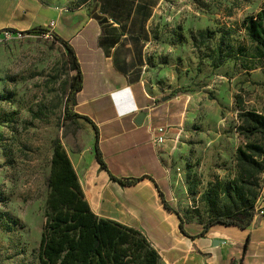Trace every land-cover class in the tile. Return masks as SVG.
<instances>
[{
	"label": "rangeland",
	"instance_id": "obj_1",
	"mask_svg": "<svg viewBox=\"0 0 264 264\" xmlns=\"http://www.w3.org/2000/svg\"><path fill=\"white\" fill-rule=\"evenodd\" d=\"M41 1L56 13L46 33L0 35V264H39L52 143H64L72 120L64 109L73 105L66 101L70 57L53 35L115 36L121 28L111 16L143 28V37L125 34L115 48L97 52L100 76L112 67L125 82L140 81L156 100L169 97L162 102L169 103V118L158 123L170 133L164 154L170 205L198 227L233 210L236 150L264 146L263 136L240 134L243 113L264 117V58L245 69L237 52L245 45L244 20L264 0H124V8L106 14L97 0ZM134 7L140 11L132 15ZM205 30L214 38L202 42ZM221 40L236 54L216 68L212 58ZM174 91L178 96L171 98ZM261 180L262 174L254 180L257 196Z\"/></svg>",
	"mask_w": 264,
	"mask_h": 264
},
{
	"label": "crops",
	"instance_id": "obj_2",
	"mask_svg": "<svg viewBox=\"0 0 264 264\" xmlns=\"http://www.w3.org/2000/svg\"><path fill=\"white\" fill-rule=\"evenodd\" d=\"M54 19L56 13L41 0H0V35L44 30ZM65 41L76 50L82 71V88L71 111L90 122L73 118L62 146L91 211L140 231L156 250L158 264H264V173L247 228L217 224L201 235L202 226L183 219V234L181 216L167 197L168 144L152 142L156 129L167 127L158 122L164 115L169 118V103L152 97L140 81L125 82L112 67L110 75L100 76L98 39L77 34ZM140 113L144 117L138 124ZM96 146L106 169L96 159ZM112 177L138 181L122 185Z\"/></svg>",
	"mask_w": 264,
	"mask_h": 264
},
{
	"label": "trees",
	"instance_id": "obj_3",
	"mask_svg": "<svg viewBox=\"0 0 264 264\" xmlns=\"http://www.w3.org/2000/svg\"><path fill=\"white\" fill-rule=\"evenodd\" d=\"M97 1L100 3V11L103 14L108 13V8L119 9L126 6L124 0ZM139 11L140 7H134L132 15ZM111 19L119 25L121 31L115 36L107 35L103 31L98 41L103 51L108 52L115 48L125 34L136 38L143 37V28L131 27V21L127 26L128 21L124 22L116 16H111ZM243 32L245 45L239 47L237 52L241 55L238 58L242 62L241 65L247 69L248 62L264 58V6L254 16L244 20ZM42 33H46V30L34 28L22 34ZM200 37L202 42L214 38L207 30L200 33ZM53 38L67 50L70 57L72 81L66 101H73L74 105L72 98H75L82 88V71L78 56L70 42L56 34ZM222 44L221 40L214 49L212 62L216 68L236 54L234 45L231 43L226 45L225 50ZM245 58L247 62H243ZM125 68L126 66H122L120 69ZM177 96L175 91L171 94V98ZM64 112L68 118H83L86 122H90L87 117L73 113L67 105ZM241 130L240 134L246 136L261 135L264 137V117L253 112L243 113ZM95 152L97 161L103 169H106L97 146ZM236 159L240 167V176L230 185V193L234 196V209L222 212L204 224L201 235L217 224L245 229L252 222L258 198L257 194L252 193V188H257L254 180L256 181L257 177L264 173V146L248 143L243 148L238 147ZM112 179L122 185H133L138 181L136 179L121 180L114 177ZM48 189L45 202V222L39 244V264H158L159 256L156 250L151 247L140 231L114 221L98 218L91 211L84 200L76 173L59 138L52 143ZM165 207L171 210L166 204ZM180 221L181 232L186 234L183 225L185 220L183 221L180 217Z\"/></svg>",
	"mask_w": 264,
	"mask_h": 264
},
{
	"label": "built area",
	"instance_id": "obj_4",
	"mask_svg": "<svg viewBox=\"0 0 264 264\" xmlns=\"http://www.w3.org/2000/svg\"><path fill=\"white\" fill-rule=\"evenodd\" d=\"M5 36H7V37H10V36L20 37V36H22V34L21 33H13V34L7 33ZM166 133H167L166 128L158 127L156 129V131L154 132L152 142L156 145H162L166 141Z\"/></svg>",
	"mask_w": 264,
	"mask_h": 264
},
{
	"label": "water",
	"instance_id": "obj_5",
	"mask_svg": "<svg viewBox=\"0 0 264 264\" xmlns=\"http://www.w3.org/2000/svg\"><path fill=\"white\" fill-rule=\"evenodd\" d=\"M168 99H169V97H163V98L161 99V101H162V102H165V101H167ZM143 117H144V113H140V114L138 115V117H137L136 122H137L138 124H140L141 121H142V119H143ZM213 244H214V245L218 244V241H214Z\"/></svg>",
	"mask_w": 264,
	"mask_h": 264
}]
</instances>
